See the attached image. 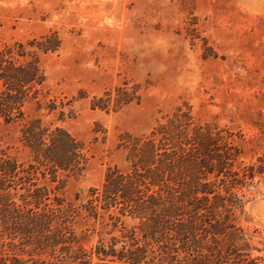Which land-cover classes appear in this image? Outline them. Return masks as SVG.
<instances>
[{
  "label": "rangeland",
  "instance_id": "rangeland-1",
  "mask_svg": "<svg viewBox=\"0 0 264 264\" xmlns=\"http://www.w3.org/2000/svg\"><path fill=\"white\" fill-rule=\"evenodd\" d=\"M178 112L191 127L173 139L165 125ZM29 119L41 122L35 136L43 131L48 146L61 145L66 170L43 166L26 148L21 130ZM193 125L210 131L216 148L227 141L236 147L234 171L246 183L239 185L236 222L251 257L264 264V0H0V150L25 163L34 190H52L38 208L33 202L20 209L16 226L46 218L45 235L62 241H41L34 231L33 244L20 235L19 249L4 245L0 252L27 264H79L82 252L92 264H127L98 253L133 243L124 228L140 234L139 218L120 214L117 221L119 208L105 210L112 201L106 176L143 167L151 142L161 159L180 140L186 151L196 148ZM178 171L153 179L189 178ZM225 176L215 178H234ZM13 181L19 205L24 183ZM90 201L98 205L95 216L77 208ZM70 202L77 203L73 210Z\"/></svg>",
  "mask_w": 264,
  "mask_h": 264
},
{
  "label": "trees",
  "instance_id": "trees-1",
  "mask_svg": "<svg viewBox=\"0 0 264 264\" xmlns=\"http://www.w3.org/2000/svg\"><path fill=\"white\" fill-rule=\"evenodd\" d=\"M37 72L38 69L35 68L33 80ZM20 78L17 80L20 85L18 91L23 95L22 88L26 80ZM23 104H25L24 97L21 96L17 105L22 107ZM4 105L8 108L10 103ZM180 117V112L174 114L168 118L165 125L166 133L172 135L173 139L179 136L181 138L186 134L185 130L191 127V124L181 122ZM11 120L13 119L7 118L8 122ZM37 123L41 122L32 119L21 130L26 148L31 150L36 161L43 166L49 161L52 162L54 171L58 172V168L66 170L61 145L53 141L48 146L43 131L35 136ZM57 130L64 133L71 143L76 142L74 136L65 129L59 127ZM192 131L191 143H196V148L186 151L181 146L184 142L180 140L179 144H172L175 150L165 151L164 158L161 159L162 155L157 152L159 148L156 149L155 144L151 142L141 157L145 163L143 167L140 168L135 164L126 172L111 171L107 174L103 188L110 194L112 201L107 202L105 210L119 208L120 213L115 218L117 221H120L121 214L135 216L141 220V223H139L140 234L138 228L131 230L124 228V231H128L125 236H128L133 243L127 244L123 241L124 244L120 249L114 245L109 250L100 247L98 253H102L101 258L112 257L115 258V262L118 260L127 264H159V262L260 264L258 257H251L252 246L248 235L236 222L235 213L243 205L239 185L246 184L238 177V172L234 171L236 147L227 141L223 148H216L214 138L204 126L193 125ZM177 169L179 174L187 172L189 178L176 180V183L169 181L168 184L161 183L163 178L159 180L160 183L158 179H153V175L158 172L163 175L165 171L174 173ZM30 172L25 169V163H19L16 156L8 154L7 151L2 153L0 150V248L2 250L4 245H8L11 250L19 249L18 242L21 236L25 243L33 244L34 231L41 233L39 235L41 241L46 238L55 241L56 244L62 242L60 234L45 235L48 231L45 225H50L46 218L29 220L26 224L20 223L19 227L16 226L19 222L18 218L22 216L20 209H27V205L33 202L38 208L43 199L50 198L52 191L45 184L34 190ZM223 175L234 178H215ZM13 180L18 181L19 184L24 183L22 186L25 192L20 195L23 202L19 205L16 194L12 191ZM27 182H30L28 187L25 186ZM156 187L160 188L156 189ZM119 203H123V206H119ZM57 204L62 205V202ZM75 204L77 203L70 202L65 206L73 210ZM79 207L90 208L94 216L99 213L98 205L93 201L78 203L77 208ZM68 229L72 230L69 226ZM113 240L118 242L116 238ZM81 254L82 261L79 264L93 263L90 254L83 252ZM39 263L46 264V258ZM0 264L27 263L15 253L0 252Z\"/></svg>",
  "mask_w": 264,
  "mask_h": 264
}]
</instances>
